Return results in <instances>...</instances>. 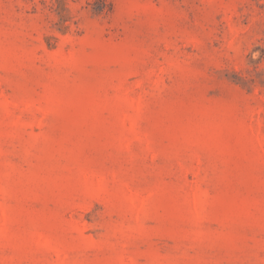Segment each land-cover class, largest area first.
Instances as JSON below:
<instances>
[{
  "label": "rangeland",
  "instance_id": "374dc122",
  "mask_svg": "<svg viewBox=\"0 0 264 264\" xmlns=\"http://www.w3.org/2000/svg\"><path fill=\"white\" fill-rule=\"evenodd\" d=\"M0 264H264V0H0Z\"/></svg>",
  "mask_w": 264,
  "mask_h": 264
}]
</instances>
